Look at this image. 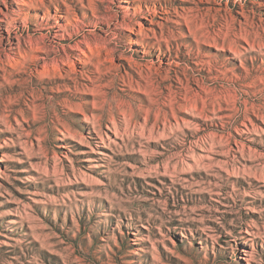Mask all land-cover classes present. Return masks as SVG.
Segmentation results:
<instances>
[{
    "label": "rangeland",
    "instance_id": "1",
    "mask_svg": "<svg viewBox=\"0 0 264 264\" xmlns=\"http://www.w3.org/2000/svg\"><path fill=\"white\" fill-rule=\"evenodd\" d=\"M0 264H264V0H0Z\"/></svg>",
    "mask_w": 264,
    "mask_h": 264
},
{
    "label": "bare ground",
    "instance_id": "2",
    "mask_svg": "<svg viewBox=\"0 0 264 264\" xmlns=\"http://www.w3.org/2000/svg\"><path fill=\"white\" fill-rule=\"evenodd\" d=\"M33 82V81H32ZM34 91H35V89H34ZM39 92V91H38ZM41 92V91H40ZM33 93V92H32ZM35 94H36V92H35ZM40 94V93H39ZM34 95V94H33ZM38 96V95H37ZM37 98V97H36ZM48 99V98H47ZM35 101V100H34ZM47 104H48V102H47ZM46 107V106H45ZM48 107V106H47ZM104 139V138H103Z\"/></svg>",
    "mask_w": 264,
    "mask_h": 264
}]
</instances>
